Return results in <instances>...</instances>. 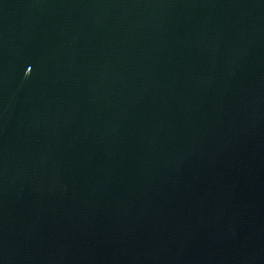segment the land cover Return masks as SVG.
I'll list each match as a JSON object with an SVG mask.
<instances>
[{
    "label": "water",
    "instance_id": "obj_1",
    "mask_svg": "<svg viewBox=\"0 0 264 264\" xmlns=\"http://www.w3.org/2000/svg\"><path fill=\"white\" fill-rule=\"evenodd\" d=\"M0 264H264V0H0Z\"/></svg>",
    "mask_w": 264,
    "mask_h": 264
}]
</instances>
